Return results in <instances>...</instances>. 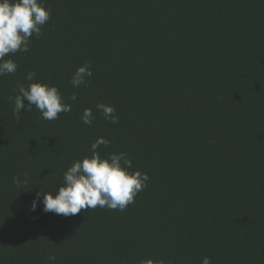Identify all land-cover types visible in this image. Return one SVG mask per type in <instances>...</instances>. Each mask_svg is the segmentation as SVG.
<instances>
[{
	"label": "trees",
	"instance_id": "16d2710c",
	"mask_svg": "<svg viewBox=\"0 0 264 264\" xmlns=\"http://www.w3.org/2000/svg\"><path fill=\"white\" fill-rule=\"evenodd\" d=\"M45 4L43 35L0 77V264H50L49 255L54 264H264V0ZM85 63L93 75L73 88ZM29 71L72 110L45 121L33 107L17 120L9 98ZM98 102L114 105L119 122L105 121ZM100 136L111 141L101 155L124 152L130 171L150 177L135 202L68 217L42 204L29 211Z\"/></svg>",
	"mask_w": 264,
	"mask_h": 264
},
{
	"label": "clouds",
	"instance_id": "9594fccd",
	"mask_svg": "<svg viewBox=\"0 0 264 264\" xmlns=\"http://www.w3.org/2000/svg\"><path fill=\"white\" fill-rule=\"evenodd\" d=\"M50 18L51 9L46 7L45 0H0V77L16 73L18 64L11 55L29 52L31 38L39 39L43 35L42 29ZM92 75L91 65L85 63L74 71L70 83L77 89L81 85L87 86ZM24 80L25 83H17L14 97L9 98L13 101V115L17 120L22 113L32 111L33 107L45 121H54L60 113L72 110L60 90L37 80L35 71L27 72ZM68 99L76 101V93H72ZM95 110L105 121L112 124L119 122L114 105L98 102ZM95 118L91 108H85L80 114V120L88 126L93 124ZM110 143L103 136L97 137L90 144L91 155L76 159L63 170L62 182L56 189L36 192L29 211L34 212L42 204L44 213L68 217L97 207L124 211L134 203L137 194L147 187L150 177L138 169L130 171L132 160L124 152L101 155L98 151L100 146L107 147ZM21 175L24 179H21ZM13 183L18 189L26 188L29 184L28 173L14 176ZM47 260L54 264L56 257L49 255ZM139 264H165V261L148 258L141 259ZM201 264H211V258L204 257Z\"/></svg>",
	"mask_w": 264,
	"mask_h": 264
}]
</instances>
